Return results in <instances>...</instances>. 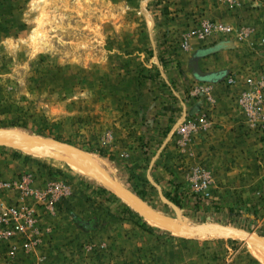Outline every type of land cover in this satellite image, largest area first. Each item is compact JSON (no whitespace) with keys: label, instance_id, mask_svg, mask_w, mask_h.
I'll return each mask as SVG.
<instances>
[{"label":"rangeland","instance_id":"374dc122","mask_svg":"<svg viewBox=\"0 0 264 264\" xmlns=\"http://www.w3.org/2000/svg\"><path fill=\"white\" fill-rule=\"evenodd\" d=\"M259 2L0 0V129L81 149L125 191L178 221L264 238V174L230 173L224 162L238 157L225 155L216 171L215 154L205 160L189 147L213 126L214 85L227 92L234 75L186 85L174 77L192 38L210 41L206 55L240 42L239 19L252 21ZM206 23L225 29L201 36ZM260 37L251 47L264 48ZM252 76L243 92L264 82ZM243 92V135L264 140L239 104ZM0 264H264V253L235 235L155 225L64 160L0 145Z\"/></svg>","mask_w":264,"mask_h":264},{"label":"crops","instance_id":"0c3cea01","mask_svg":"<svg viewBox=\"0 0 264 264\" xmlns=\"http://www.w3.org/2000/svg\"><path fill=\"white\" fill-rule=\"evenodd\" d=\"M259 5L255 8L257 16L255 15L252 21L239 19L241 23L245 24L241 27L246 32L245 37L240 42L233 40V44L226 45V48H207L209 52L215 51L210 55H206L204 47L210 41L208 39L192 38L189 42V49L179 55V72L174 74L180 84L184 85L191 84V78L193 77L207 80L212 78L221 80L229 75L235 77V84L230 86L227 92L222 90L219 85H214L213 94L216 97L217 109L212 114L213 126L206 133L208 134L206 137L195 139L193 144L189 146L192 151H202L201 157L205 160L215 154V158L218 159L216 171L219 170L220 156L225 155L224 158L238 157L235 163L224 162V167H229L230 173L256 172L264 174V140L261 138L257 140V135H243L244 129L241 128V124L245 122V117L238 109L236 101L241 92L249 89V81H254L252 76L254 73L258 74L256 79L264 78V73H262L264 72V48L259 45L255 48L251 47L252 43H259L260 36L264 37V0H260ZM241 6V4H237L232 7L238 9ZM237 23L239 22L237 21ZM231 26L235 27L232 24ZM257 34L260 36L258 37ZM256 39L258 41H255ZM195 106L196 102L192 104V107ZM156 108H158V111L164 110L165 104ZM171 147L169 146L166 150L168 154H170L168 150L170 151ZM184 154L188 157L192 153L187 149ZM238 162L241 163L240 167L243 168H238ZM206 163L207 161L204 164ZM196 166L199 165L196 164ZM220 170L227 171L221 167ZM212 176L213 183H216V177ZM251 181L249 179L250 183ZM258 183L264 188V175H262V181L260 179Z\"/></svg>","mask_w":264,"mask_h":264},{"label":"water","instance_id":"95a60500","mask_svg":"<svg viewBox=\"0 0 264 264\" xmlns=\"http://www.w3.org/2000/svg\"><path fill=\"white\" fill-rule=\"evenodd\" d=\"M4 132H5V130L0 129V136H2V134H4ZM14 134L18 138L25 139L27 141H34L35 140L36 142L43 143V144H53V145L58 144L62 148L71 149L75 154L79 155L80 157H82V158H84L90 162H93L92 159L89 157V155L86 152L82 151L81 149H79L73 145H70V144H67V143L52 139V138L38 137V136L27 134V133L16 132ZM0 145L15 148L14 146H12L10 144H6V143H2V142H0ZM15 149H17V148H15ZM17 150H19V149H17ZM96 169L102 175L105 182L113 190V192L111 191L112 193H114L117 197L121 198L124 202H126L128 205H130L131 207H133L134 209L139 211L144 216V214L141 212V208L139 209L138 207H136L133 204V203L137 204L138 202H140L141 203L140 205L142 206V208H144L148 212L152 213L154 215V217L156 218L157 223L160 226H163L164 228H167V229L175 231V232H182L183 231V232L188 233L192 237L197 236V235H201V234H223L224 236L235 235V236H238L244 240H249L254 245H256L260 248H264V242H261L260 237H258L256 235L254 236L253 233L248 232L244 229L236 228L233 226H226V225H220V224L190 225L184 221L178 222V223L182 222L183 227L178 226L179 225L178 223H177L178 225H175L174 223H172L171 220H175L174 222H177L176 219L170 217V219H171L170 220L169 216L166 217L164 215H161L162 213L154 210L151 206H149L147 203H145L138 196L128 193L122 187H120V188L116 187V185L114 184L112 179L100 167L96 166Z\"/></svg>","mask_w":264,"mask_h":264},{"label":"bare ground","instance_id":"6f19581e","mask_svg":"<svg viewBox=\"0 0 264 264\" xmlns=\"http://www.w3.org/2000/svg\"><path fill=\"white\" fill-rule=\"evenodd\" d=\"M0 142L10 144V145L14 146L15 148L22 150V151H24L27 154L32 155V156L49 157V158L53 157L56 159L60 158V159L64 160L71 167L79 169L84 174H89V175L93 176L94 178L99 180V182L105 188H107L113 192V190L110 188V186L105 182L102 175L96 169V166L100 167L101 169H102V166L96 160H94L88 153L87 154L89 155V157L92 159L93 162H90V161L80 157L79 155L75 154L71 149L62 148L58 144H55V145L43 144V143H38L35 140L34 141H27L25 139L18 138L14 134V132H11V131H5L4 134H2V136H0ZM112 181L114 182V180H112ZM114 184L118 188L121 187L116 182H114ZM133 204L136 207H138L139 209L141 208V212L144 214V216L146 217L147 220H149L151 223H153L155 225H159L157 223L154 215L152 213L148 212L147 210H145L144 208H142V206L140 205L141 204L140 202H138L137 204H135V203H133ZM161 215H164V214H161ZM164 216H166V215H164ZM166 217H168V216H166ZM169 219H170V217H169ZM171 221L175 225L179 224L178 226L183 227L182 222L178 223L179 221L177 219H176L177 222H174L175 220H171ZM178 233H180V234L183 233L185 235L190 236L188 233L183 232V231L178 232ZM253 235L260 237L259 235L255 234V233H253ZM260 239H261V242H264V238L260 237ZM245 241H247L249 244H251L255 248L259 249L260 252L264 253V248H260L256 245H254L249 240H245Z\"/></svg>","mask_w":264,"mask_h":264},{"label":"built area","instance_id":"2783aa9c","mask_svg":"<svg viewBox=\"0 0 264 264\" xmlns=\"http://www.w3.org/2000/svg\"><path fill=\"white\" fill-rule=\"evenodd\" d=\"M225 29L221 26L206 23L203 25L200 35H206L212 30ZM233 80L230 79L229 82ZM251 83V82H250ZM249 91L243 92L239 96V104L249 114V123L251 126H257L258 128L264 129V100H262V90H264V82L258 85L251 84Z\"/></svg>","mask_w":264,"mask_h":264}]
</instances>
